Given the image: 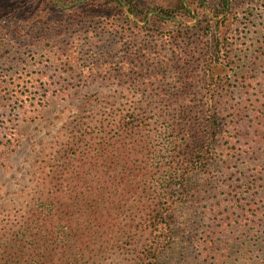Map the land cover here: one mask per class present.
Segmentation results:
<instances>
[{"label": "trees", "instance_id": "trees-1", "mask_svg": "<svg viewBox=\"0 0 264 264\" xmlns=\"http://www.w3.org/2000/svg\"><path fill=\"white\" fill-rule=\"evenodd\" d=\"M105 2L115 4L121 21L101 20L81 5L63 8L54 0H0V39L7 38L9 42L3 45L17 48L15 52L23 45H44L50 52L54 49L60 59H68L75 58L81 45L91 49L92 37L111 33L123 39L119 46L129 55L131 69H141L144 51L152 54L146 47L149 41L142 37L149 31L150 37L168 45L169 57L162 64L174 71H120L114 78L158 101L153 109L161 119V142L153 145L150 135L142 134L144 109L132 106L112 111L96 127L87 126L77 139L66 141L57 163L42 177L44 190L36 203L16 220L0 224V264H103L118 251L127 256L129 264H161L174 236L189 227L185 209L193 208L202 193L199 186L208 183L209 179L199 175L213 165L227 124L224 103L214 96L229 93L232 85L225 74L233 69V53L219 29L223 20L203 13L193 23L177 22L178 13L194 16L185 0L171 10L136 0ZM198 2L203 5L205 0ZM228 4L221 0L219 9L206 7L218 16ZM125 8L139 21L151 12L150 17L169 22L171 27L163 30L146 20L137 24ZM78 38L84 42L77 43ZM153 54L158 56L159 51ZM196 62L205 76L199 98L192 85L193 71H181ZM110 77L106 71L102 79ZM29 83L6 87L13 101L9 110L25 111L28 99L35 94L42 99L48 93V87L41 93ZM14 118L0 113V147L16 142ZM212 211L216 213L214 208ZM200 214L205 217L207 212ZM216 218L223 223L229 217ZM241 222L227 235L212 224L197 239L191 235L199 263L212 259L217 264H249V242L242 231L246 220ZM232 254L235 261H227ZM174 264L194 261L185 258Z\"/></svg>", "mask_w": 264, "mask_h": 264}, {"label": "rangeland", "instance_id": "rangeland-1", "mask_svg": "<svg viewBox=\"0 0 264 264\" xmlns=\"http://www.w3.org/2000/svg\"><path fill=\"white\" fill-rule=\"evenodd\" d=\"M54 1L63 8L81 5L86 11L99 15L101 20L121 19L115 4L106 3L107 0ZM136 1L165 10L179 5V0ZM220 1L205 0V5H200L198 0H185L194 16L175 13H178L175 15L177 22L188 24L202 18L203 13L217 21L223 20L219 29L231 46L233 69L225 71L227 81L232 84L229 93L217 92L214 96L215 101L224 103L227 124L213 165L199 175L201 179H209L208 183L202 185V180L199 181L200 199L191 210L184 212L188 215L189 227L174 236L173 246L164 252L161 264H174L185 258L201 264L198 250L190 242L191 235L197 239L211 224L227 235L229 230L234 232L233 227L243 219L246 223L242 231L249 242L246 250L249 264H264V0H228L224 13L213 16L206 6L219 9ZM123 11L137 24L142 25L146 20L163 30L171 27L169 22L150 17L151 12L146 14L144 21H139L126 8ZM149 35V31L142 33L149 41L146 47L152 54L144 51L141 69H131L129 55L124 46H119L123 39L111 33L92 37L91 49L81 45L75 58L68 59H60L54 49L50 52L44 45L39 48L23 45L15 52L17 48L3 45L9 42L7 38L0 39V113L15 115L17 125L16 142L10 147H0V224L16 220L30 204L36 203L44 190L42 177L57 163L66 141L77 139L87 126L96 127L112 111L129 106L142 107V134L150 135L152 144L159 146L161 119L153 109L158 101L146 94L141 96V89L137 91L123 79L118 82L114 78L120 71H174L162 64L169 57L168 45ZM78 41L84 42L79 38ZM100 49L103 52L99 54ZM154 50L159 51L158 56L153 54ZM106 71L111 77L102 79ZM181 71H193L192 85L199 98L198 93L203 94L205 87L202 65L196 62L188 70ZM233 72L236 75L233 76ZM23 81L27 84L32 81L41 93L42 88L48 87V93L42 99L37 94L28 99L25 111L9 110L13 101L6 87L12 88ZM238 204L241 207L237 208ZM201 211L207 212L205 217ZM216 215L229 218L218 223ZM248 219H253V223ZM233 257L234 254L229 255L227 261L234 262ZM103 264H129V260L118 251ZM203 264L217 263L209 259Z\"/></svg>", "mask_w": 264, "mask_h": 264}]
</instances>
